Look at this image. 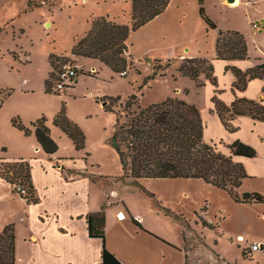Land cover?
Masks as SVG:
<instances>
[{
    "label": "crops",
    "instance_id": "crops-1",
    "mask_svg": "<svg viewBox=\"0 0 264 264\" xmlns=\"http://www.w3.org/2000/svg\"><path fill=\"white\" fill-rule=\"evenodd\" d=\"M28 1L26 0V7ZM116 1L121 2L119 9L115 8L111 11L106 7L110 3L115 5ZM256 1L238 0L236 5L227 0H206L205 2L207 14L216 21L219 28L239 30L245 35L248 43L251 42V38L254 40L255 47L249 46V58L245 60L217 59L218 30L212 29L201 17L199 0H171L163 14L130 35L127 40L128 56L133 59L136 66L139 59H148L155 53H166L168 62L174 63L170 67L175 66L176 69H179L184 59L209 58L215 67V76L220 89L219 98L225 104L231 105L236 98L233 89L237 78L227 70V66L247 70L256 66L260 59H264V46L259 45V36L264 35V26L257 27L264 19L251 18L245 14L242 24L223 26L217 20L214 9L223 10L224 8L229 13L232 9L254 6ZM132 10L131 0H71V3L68 1L66 5H62L61 0V6L57 11H47L44 21H51L52 26L46 30V37L42 44L47 45L45 54L48 61L51 54L70 57L76 62L79 70L76 85L66 96L78 98L80 93H84L81 89L84 78L93 79L100 73L110 75L107 72L110 67L103 62L72 56V50L77 41L84 38L92 29L93 17L107 16L118 24L131 25ZM28 13L32 12L22 14ZM17 22L18 27L25 30L19 18ZM41 25L44 27L42 23ZM25 33L26 30L24 35ZM21 51L25 55L28 53L30 58L28 64H30L32 52L29 48ZM24 53H20L22 58ZM156 61L163 63L162 60L156 59ZM14 63L27 65L18 58ZM49 69L48 78L53 70L50 63ZM168 71L167 69V75ZM89 72L93 74L86 75ZM113 73L119 75L114 71ZM135 74L128 73L126 77L121 76L129 82L128 88L136 86V90L131 93L138 90L145 77L141 73L139 75L142 77L134 79ZM173 77L184 85L179 86L174 96L196 105L202 117L204 111L199 106L200 102L192 97V93L195 90L199 92L207 88L208 98L211 100L209 114L216 115L214 117L216 124L222 129L223 138L216 143L222 141L230 145L240 139L257 150L258 155L255 158H236L237 162L245 166L249 174L238 192L240 194L258 192L264 195V121H257L249 116L237 117L233 124L238 127V123L242 121L240 125H244L250 133L243 136L240 127L237 132L231 133L226 130L219 116L214 112L212 97L215 86L206 78V75H201V80L205 83L203 87H198L196 81L191 78L181 76L178 70ZM223 81L228 83V88L222 86ZM263 88L264 82L255 79L249 83L245 91H236V93L239 97L260 100L264 98ZM118 93H122V90H118L116 95L112 93L107 96L115 97L120 95ZM131 93L128 96L125 94L126 98H123V102ZM100 94L97 91H88L86 95L97 100L102 97ZM46 95L58 96L56 93H46ZM59 109L60 104L51 113L55 111L57 115ZM9 116L12 125L13 113L11 112ZM43 116L49 117L51 136H57L67 147L68 144L63 137L67 134L53 123L56 116H51L47 111H35L32 118H24V121L32 123ZM51 117L54 118L51 119ZM8 132L4 127L0 129V160L13 162L23 159L29 162L31 181L39 198L37 203L22 199L14 191L12 184L0 175V233L7 225L18 223H13V220L3 221L1 208L4 205L7 211L11 212L12 219H18L26 229V234L24 233L23 240L20 241L17 228V264H101L102 240L89 236L87 216L102 211L103 207L107 208L105 226L107 248L123 264H264V204L238 203L227 191L201 179L145 178L140 179L136 184L134 179L126 178V183L137 188L141 186V190L142 186L145 187L155 193L157 200L165 207L184 215L189 220L190 233L197 236V239L202 238L203 243L197 244L195 239V243L187 247L189 239L183 224L161 213L156 208V205L159 207L156 199L150 198L155 203L150 200L142 210L134 209L130 200L123 195L120 199L113 200L111 194L114 191H112L107 193V198L99 203L97 199L99 176L93 175L95 170L88 163L82 160L75 162V158L68 159L69 157L65 155L60 156L58 151L52 156L48 155L35 135L27 136L13 125ZM79 155L82 154L79 153ZM70 156L73 155L70 154ZM128 205L132 208V212ZM122 207L128 210L129 217L119 220L117 215L125 212ZM133 218L138 220L144 229L138 226ZM202 219L212 227L205 226ZM255 243H260L262 249L253 251L252 246Z\"/></svg>",
    "mask_w": 264,
    "mask_h": 264
},
{
    "label": "trees",
    "instance_id": "trees-1",
    "mask_svg": "<svg viewBox=\"0 0 264 264\" xmlns=\"http://www.w3.org/2000/svg\"><path fill=\"white\" fill-rule=\"evenodd\" d=\"M131 1L133 5L131 25L118 24L111 21L107 16L93 17L92 29L84 38L77 41L72 50V56L99 60L122 77H126L127 75L123 76L122 73L128 72L130 69H135L137 73L141 74L140 70L134 68L133 59L128 56L127 40L132 33L163 14L169 7L171 0ZM205 2L206 0H199L200 15L212 29L218 30L217 59L232 61L249 58V46L245 35L239 30L219 28L218 24L207 14ZM48 5L53 6L48 4L47 0H39L36 3L35 0H29L26 12H33ZM68 61H71L70 57L54 54L49 56V63L53 71H56L61 65L63 68ZM160 64V61L155 62L153 72L144 77L137 92L131 94L124 102L120 95L97 99L98 103L105 101L106 111L116 114L111 143L119 156L124 177L134 179L136 184L140 179L145 178L201 179L227 191L238 203L264 204V195L258 192L243 194L238 192L249 174L245 166L237 162L236 158L257 157L258 152L254 147L240 139L230 145H226L222 141L206 144L204 142L205 124L201 111L196 105L186 100L169 97L146 107L140 104L141 96H144L145 91L150 88L151 81L159 76L166 77L171 62L164 66ZM74 66H76V62ZM227 70L231 71L237 78L233 89L236 98L231 105L225 104L219 98L220 89L211 59L200 57L184 59L178 69L181 76L196 81L198 87L205 85L201 80V75H206V78L215 86V93L212 97L214 112L217 113L226 130L235 133L239 130L233 124L237 117L249 116L254 120L264 121V98L252 100L239 97L236 93V91H245L249 83L255 79L264 82V60H260L256 66L247 70L236 66H227ZM82 73L85 74L83 71ZM86 75H90V73H86ZM53 76L54 73L51 72L46 82V90L49 93H51ZM186 92L188 93V91ZM12 123L14 127L23 131L27 136L35 135L48 155L52 156L58 151V144L51 137V128L48 125L47 117L44 116L33 122L31 127H26L20 118H14ZM53 123L68 135L77 150L86 147L85 133L77 123L68 117L65 106L54 118ZM219 145L227 147L230 153L221 150ZM3 150L6 149L3 148ZM0 175L12 184L13 188L19 183L27 186L30 193L29 202L37 203L39 201L31 181L29 162L23 159L13 161L6 165L5 169L0 167ZM149 194L154 197L153 194ZM163 209L167 215L180 221L185 229H191L189 220L184 215L173 212L166 207ZM133 221L143 228L138 220L133 218ZM87 222L89 236L102 240L101 264H123L107 248L104 209L88 215ZM202 222L205 226L212 227L204 219ZM0 264H17L16 229L13 224L6 226L0 233Z\"/></svg>",
    "mask_w": 264,
    "mask_h": 264
},
{
    "label": "rangeland",
    "instance_id": "rangeland-1",
    "mask_svg": "<svg viewBox=\"0 0 264 264\" xmlns=\"http://www.w3.org/2000/svg\"><path fill=\"white\" fill-rule=\"evenodd\" d=\"M12 1L0 0V129L4 127L6 132L9 133V128L13 125V123L12 125L10 124L11 117L9 115L11 112L14 116L12 120L14 118H20L26 127H31V124L36 122L38 119L31 123L30 121H24V118H32L35 115V111H47L51 114V116H57L55 111L53 113L51 112L55 110L59 104L60 109L65 106L68 117L77 123L85 133L86 147L82 150H77L76 146H74L75 144L67 135L63 136L68 144L67 147L64 143H61L57 136L52 135L51 137L58 144V153L60 156L65 155V157H69L68 159L73 157L75 158V162L82 160L84 163H88L91 168H94L95 171L93 175L99 176V186L97 192L98 202L101 203L103 199L107 198V193L114 191L111 194L113 200L120 199L123 195L130 200V204L134 209L138 208L142 210V208L145 207L150 200L154 202V200L150 199L154 198L156 199V203L159 205L158 207L155 204L156 208L159 209L161 213L163 212L164 215H167L163 209L165 206L157 200L155 193L150 192L143 186L141 190V186L137 188V186L126 183V177L123 175L124 172L122 171L123 169L119 156L111 143L116 123V114L105 110V101L103 103H98L95 98H91L86 95L88 91H97L101 93V99H104L107 95L112 93L116 95L118 90H122V93L118 94L123 96L122 98L125 99V94L128 96L131 91L136 90V86L128 88L129 82L121 76L115 75L112 69L108 68L107 72L111 76L107 75V73H100L98 77L95 76L96 78L93 79L82 78L83 82L81 83V89L84 93H80L78 98L66 96L68 95V92H71L73 87L67 88L61 92L56 91L55 87L57 73L61 70V65L56 69V71L52 70L54 76L51 80V93H58V96L46 95V93H49L46 90V82L49 79L48 74L50 69L49 61L45 54V47L47 45L42 43L46 37V30L51 28L52 22L49 20L44 21V18L47 11L55 12L58 10L61 6V0H47L48 4H52L53 6L48 5L28 14H22L24 12L27 13L26 0ZM38 1L39 0H35V3ZM68 1L71 3V0H62V5H66ZM120 4V1H116L115 5L110 3L107 4L106 7L112 11L115 10V8L119 9ZM222 9L223 10L214 9V13L217 16L216 18L219 23L223 26H229L234 23L238 25L242 24L245 20V14L249 15L251 18L258 17L259 19H264V0H257L255 5L249 8L243 7V9L229 10V13H227L224 8ZM18 18L20 24L26 30L25 35V30L18 27ZM41 23L44 27H42ZM49 23L51 24L50 26L48 25ZM263 26L264 21L259 22V25H257L259 28H262ZM259 38V45L263 47L264 35L259 36ZM250 45L253 48L255 47L254 40L252 38L251 42L248 43V46ZM28 48L32 52L30 56L32 62L30 64H28L30 62L28 53L25 55V53L21 51H25ZM20 53H24L23 58ZM17 58L22 63L25 62L27 65L14 63L17 61ZM156 59L162 60L163 63L160 64L161 66H164L169 60L166 53H155L148 59H139L136 63L137 67L135 66L134 68L139 69L142 76L147 77L153 72ZM66 64L74 66L75 62L71 58V61L66 62ZM171 64L174 63L171 62ZM130 70L128 71L129 73H136L134 75V79L142 77L135 71V69ZM168 70V75L166 77L151 81L152 83L149 86L150 88L145 91L144 96H141L140 104L142 106L146 107L151 103L166 100L169 97H175L174 94L177 92L179 86H184L183 82H178V80H175L173 77L178 69H176L175 66H172L168 68ZM89 73L93 74L92 72ZM222 86L228 88V83L223 81ZM136 92L137 91L133 93ZM227 95L228 94H226V96ZM192 97L197 102H200L199 106L204 111L203 120L205 122L206 134L204 142L206 144H214L220 141L223 138L222 129L216 124L217 122L214 118L216 115L209 114L210 112L208 110L211 100L208 98L207 88H203L199 90V92L195 90L192 93ZM60 109L58 113L61 111ZM48 118L49 117H47V119ZM52 118L54 117H51V119ZM238 124V127L242 130V135H249L250 130H248L244 125H240L242 124V121ZM219 147L224 152L228 154L230 153L227 147L223 145H219ZM79 153L82 155H79ZM70 154L73 156H70ZM10 163L12 162L0 160V167L5 169L6 165ZM138 191L139 193H137ZM149 193L153 194L154 197H152ZM144 196L147 197L144 198ZM128 208L130 212H132V208L129 205ZM102 209H104L105 214H107V208L105 209L103 207ZM122 209L125 211V218L129 217L128 210L125 207H122ZM1 210L3 221L13 220V223L18 222L14 223V226L16 228V235L18 228L19 240L22 241L24 233L26 234V229L23 225H21L23 223L19 222L18 219H12L11 212L7 211L6 205H4ZM118 215L117 218L119 219ZM13 216L16 218L15 214ZM185 233L189 239L187 247H190L191 243H195L197 236L195 237V235H192L189 229H185ZM196 243L202 245L203 239H197Z\"/></svg>",
    "mask_w": 264,
    "mask_h": 264
},
{
    "label": "built area",
    "instance_id": "built-area-1",
    "mask_svg": "<svg viewBox=\"0 0 264 264\" xmlns=\"http://www.w3.org/2000/svg\"><path fill=\"white\" fill-rule=\"evenodd\" d=\"M79 75V70L77 66L72 65H65L58 74L57 82L55 83L56 91H64L67 88H71L73 85H75ZM123 76L128 75V72H123ZM14 191L25 200H29L30 193L27 186L24 184H16L14 186ZM119 219L122 220V217L120 214L118 215ZM262 249V245L260 243H255L252 246L253 251H259Z\"/></svg>",
    "mask_w": 264,
    "mask_h": 264
},
{
    "label": "bare ground",
    "instance_id": "bare-ground-1",
    "mask_svg": "<svg viewBox=\"0 0 264 264\" xmlns=\"http://www.w3.org/2000/svg\"><path fill=\"white\" fill-rule=\"evenodd\" d=\"M237 1H238V0H235L233 5H236V4H237ZM119 214H120L122 217L125 215V213H123V214H122V213H119ZM122 219H125V217H123Z\"/></svg>",
    "mask_w": 264,
    "mask_h": 264
},
{
    "label": "water",
    "instance_id": "water-1",
    "mask_svg": "<svg viewBox=\"0 0 264 264\" xmlns=\"http://www.w3.org/2000/svg\"><path fill=\"white\" fill-rule=\"evenodd\" d=\"M230 3H233L234 2V0H228Z\"/></svg>",
    "mask_w": 264,
    "mask_h": 264
}]
</instances>
